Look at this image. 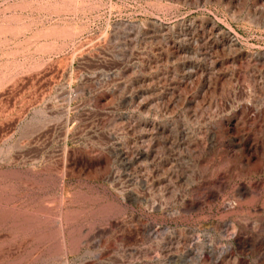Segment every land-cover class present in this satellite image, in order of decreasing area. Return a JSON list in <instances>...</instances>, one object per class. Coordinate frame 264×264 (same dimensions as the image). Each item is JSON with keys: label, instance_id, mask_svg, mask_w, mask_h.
Wrapping results in <instances>:
<instances>
[{"label": "rangeland", "instance_id": "1", "mask_svg": "<svg viewBox=\"0 0 264 264\" xmlns=\"http://www.w3.org/2000/svg\"><path fill=\"white\" fill-rule=\"evenodd\" d=\"M0 264H264V0H0Z\"/></svg>", "mask_w": 264, "mask_h": 264}]
</instances>
